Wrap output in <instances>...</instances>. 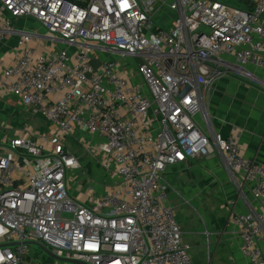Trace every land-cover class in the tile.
I'll return each instance as SVG.
<instances>
[{
  "label": "built area",
  "instance_id": "obj_1",
  "mask_svg": "<svg viewBox=\"0 0 264 264\" xmlns=\"http://www.w3.org/2000/svg\"><path fill=\"white\" fill-rule=\"evenodd\" d=\"M6 13L32 17L46 33L16 29ZM16 34L0 87L46 129L0 139V264L26 262L30 242L85 264H195L164 172L216 148L235 180L255 183L261 209L232 219L242 254L264 264V165L235 136L196 121L209 123L201 95L216 78L264 87L248 68L264 69V0H0V43ZM63 42L74 49L55 47ZM100 49L133 58L140 82L113 60L95 69ZM81 131L99 138L79 139L119 180L90 200L70 186L81 158L67 139Z\"/></svg>",
  "mask_w": 264,
  "mask_h": 264
},
{
  "label": "crops",
  "instance_id": "obj_2",
  "mask_svg": "<svg viewBox=\"0 0 264 264\" xmlns=\"http://www.w3.org/2000/svg\"><path fill=\"white\" fill-rule=\"evenodd\" d=\"M6 15L18 30L40 34L46 33L45 28L32 17L14 18L8 13ZM18 41L19 36L16 34L9 36L5 42L0 43V64L9 65L15 60L18 52ZM46 44L49 47L53 46L50 41H47ZM55 47L67 50L74 49L64 42L55 44ZM248 68L264 81V69L254 65H250ZM201 99L204 111L208 114L209 123L207 124L203 116L199 114L196 117L198 125L206 133L219 132L225 137L235 136L240 142L243 155L247 159L264 165V87L256 86L241 78L225 75L216 78L208 88L202 89ZM40 120L42 122V118ZM27 122L37 125V118L35 120L31 118L26 107L15 96L0 87V139L5 135L10 137L15 136L14 133L19 134V130H22L21 128ZM44 129L46 127H42L41 131H44ZM79 134L80 132L77 136ZM94 137L96 138V136ZM169 168L173 169L171 175L175 178L174 188L178 189V193L174 192L173 194L176 198L181 196L197 204L196 198L200 196L203 190L207 189L208 193L215 191V195L224 198L223 201L229 206L230 214L222 229L213 226V224L210 226L212 227L210 231H205L209 236L210 243L208 242V244H211L213 238L216 239L215 247L222 252L225 251L223 258L228 264H250L241 252V240L237 234L234 221H231V215L246 214L261 209L260 202L255 195V183L235 180L217 148L209 156L190 159ZM115 179L118 183L119 180L116 177ZM169 192L170 188L168 199ZM71 193L81 200L91 199H82L80 196H76L72 187ZM175 217L177 218L176 214ZM197 218L199 219V216ZM218 233L220 235H217ZM183 234L186 241L192 245V242L186 238L185 231H183ZM32 246L37 247L38 250L34 251L31 247L30 254L23 264H36L31 262L33 251L39 257H42L41 253L44 254L39 246L35 244H32ZM45 263L48 262L45 260ZM55 264L77 263L64 261L59 263L56 260Z\"/></svg>",
  "mask_w": 264,
  "mask_h": 264
},
{
  "label": "rangeland",
  "instance_id": "obj_3",
  "mask_svg": "<svg viewBox=\"0 0 264 264\" xmlns=\"http://www.w3.org/2000/svg\"><path fill=\"white\" fill-rule=\"evenodd\" d=\"M225 2L231 3L233 5L240 6L245 0H223ZM47 42V40H46ZM97 58L93 60V66L95 69L100 67L101 62L105 60H113L121 63L128 68V71L133 74V80L135 82H140L141 75L137 68V64L133 58L129 56H124L121 53H117L108 49L97 50ZM146 85V84H145ZM27 110V109H26ZM30 114V117L35 120L37 118V125L32 123H26L25 126L21 129L29 128L28 130H19V134L27 131L28 133H33L40 135L42 134L41 128L45 127V122L41 117L34 115L32 112L27 110ZM17 134V133H14ZM81 137H84L86 140H91L92 143L98 144L99 138L91 136L90 133L83 131L80 134L73 138L67 139V145L79 155L81 158V166L77 169L71 170L70 179L71 187L74 191V194L80 196L82 199L97 197L98 194H105L113 189L117 184L115 177L108 172V170L102 164V155L99 151L91 153L87 150L85 144L80 140ZM80 138V139H79ZM173 172L172 168H169L164 174V178L170 188L169 200L172 204L174 213L176 214L177 222L180 224L183 231L186 232L187 239L192 242V249L190 251L191 257L195 264H228L223 258L225 253L216 249L215 241L213 238L211 244L209 245V236L207 232L210 231L213 226H218L219 229H222L225 221L227 220L228 215L230 214L229 206L223 201L224 198L219 197L220 195H215V191L208 193L207 190H203L198 198H196L197 204H194L188 200V198H176L173 196L174 192L178 193L174 187L175 178L171 175ZM176 172V170H174ZM206 191V192H205ZM199 216V219L197 218ZM231 221L232 215H231ZM203 223V224H202ZM217 224V225H215ZM208 225V227H207ZM201 229V230H200ZM200 230V231H199ZM206 233V234H205ZM217 235H220L219 233ZM210 243V242H209ZM32 249L38 250L37 247L31 246ZM32 252V261L36 264H55L56 259L48 257L42 254V257L36 255L35 252ZM43 258L48 262L45 263ZM62 263L63 261H58Z\"/></svg>",
  "mask_w": 264,
  "mask_h": 264
},
{
  "label": "water",
  "instance_id": "obj_4",
  "mask_svg": "<svg viewBox=\"0 0 264 264\" xmlns=\"http://www.w3.org/2000/svg\"><path fill=\"white\" fill-rule=\"evenodd\" d=\"M137 62L140 65H142V63H143L141 58H137ZM30 243L39 246L48 256H50V257H52V258H54V259H56L58 261L72 262V263H77V264H85L83 262H79V261H76V260H71V259H68V258L57 256L50 249H48L47 247H45L44 245H42V244H40L38 242H30ZM5 245L13 246V245H16V244L15 243H10V244H4L3 246H5Z\"/></svg>",
  "mask_w": 264,
  "mask_h": 264
},
{
  "label": "trees",
  "instance_id": "obj_5",
  "mask_svg": "<svg viewBox=\"0 0 264 264\" xmlns=\"http://www.w3.org/2000/svg\"><path fill=\"white\" fill-rule=\"evenodd\" d=\"M73 1L79 2V0H73ZM82 3H83V2H82Z\"/></svg>",
  "mask_w": 264,
  "mask_h": 264
}]
</instances>
